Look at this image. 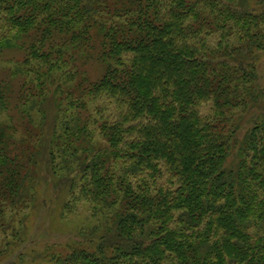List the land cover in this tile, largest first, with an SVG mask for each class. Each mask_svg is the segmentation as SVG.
<instances>
[{
    "label": "trees",
    "instance_id": "16d2710c",
    "mask_svg": "<svg viewBox=\"0 0 264 264\" xmlns=\"http://www.w3.org/2000/svg\"><path fill=\"white\" fill-rule=\"evenodd\" d=\"M263 56L251 0H0V258L43 184L86 222L12 264H264Z\"/></svg>",
    "mask_w": 264,
    "mask_h": 264
},
{
    "label": "rangeland",
    "instance_id": "374dc122",
    "mask_svg": "<svg viewBox=\"0 0 264 264\" xmlns=\"http://www.w3.org/2000/svg\"><path fill=\"white\" fill-rule=\"evenodd\" d=\"M251 5L257 10L264 9V0H251ZM16 57L17 53H7V55L4 56V60L9 58L14 59ZM261 59L262 60L259 65V84L262 88H264V56ZM2 75L5 76V72L4 74H1L0 72V76ZM256 110V113L264 110V97L259 104V109ZM207 114H209L208 107H205L203 108V115ZM244 117L245 118L242 124H245V126L249 128L252 123V117L250 115ZM51 185L53 184L51 183ZM38 187H40L39 192H41V195L46 196L48 206L44 203H40L35 209L29 208L26 212L19 213L18 216L16 213H13V219L18 221L21 218L23 220V227H26V229L23 228L26 241L21 242L24 249L21 250V247H19L16 248V250L12 252L11 255L6 254V257H3L2 259L0 258V264L14 263L21 252H23L22 254L27 255L31 249L42 250L48 244L66 243L71 240H76L78 236L77 229L82 227V225L86 222L84 221L86 219V216L84 215L77 218L73 217L74 219L65 220L64 222L61 221L59 208L62 197L59 196L57 191L52 187H50V189L47 190V193L45 194H43V191H41L43 190V184L38 185ZM52 199H58L59 204L56 202L54 203V200L52 201ZM10 215L11 214H9L8 217ZM17 226V228H19L18 224ZM11 234V230L3 231L0 229V245H5L3 242L5 238L10 240Z\"/></svg>",
    "mask_w": 264,
    "mask_h": 264
}]
</instances>
